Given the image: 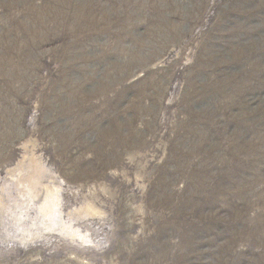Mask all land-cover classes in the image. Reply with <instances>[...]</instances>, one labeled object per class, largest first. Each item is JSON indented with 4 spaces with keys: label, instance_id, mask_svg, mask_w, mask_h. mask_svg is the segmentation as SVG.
Masks as SVG:
<instances>
[{
    "label": "rangeland",
    "instance_id": "rangeland-1",
    "mask_svg": "<svg viewBox=\"0 0 264 264\" xmlns=\"http://www.w3.org/2000/svg\"><path fill=\"white\" fill-rule=\"evenodd\" d=\"M0 264H264V0H0Z\"/></svg>",
    "mask_w": 264,
    "mask_h": 264
},
{
    "label": "bare ground",
    "instance_id": "bare-ground-1",
    "mask_svg": "<svg viewBox=\"0 0 264 264\" xmlns=\"http://www.w3.org/2000/svg\"><path fill=\"white\" fill-rule=\"evenodd\" d=\"M57 206H58V199H55L54 196L51 194H46L42 203L39 206V210L41 211V213L43 214L45 218L52 219L54 218V216L59 214ZM78 237L81 238V236H78Z\"/></svg>",
    "mask_w": 264,
    "mask_h": 264
}]
</instances>
